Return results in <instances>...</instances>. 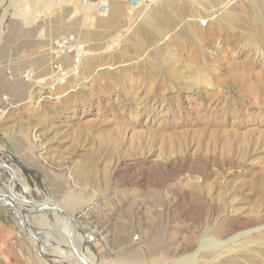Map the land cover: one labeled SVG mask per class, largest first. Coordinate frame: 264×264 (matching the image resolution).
<instances>
[{"label":"rangeland","instance_id":"1","mask_svg":"<svg viewBox=\"0 0 264 264\" xmlns=\"http://www.w3.org/2000/svg\"><path fill=\"white\" fill-rule=\"evenodd\" d=\"M99 1L0 0V191L73 216L90 264L199 244V264H264V0H119L110 26ZM59 39L83 55L74 72ZM7 204L0 264H80L64 216L20 207L23 228Z\"/></svg>","mask_w":264,"mask_h":264},{"label":"bare ground","instance_id":"2","mask_svg":"<svg viewBox=\"0 0 264 264\" xmlns=\"http://www.w3.org/2000/svg\"><path fill=\"white\" fill-rule=\"evenodd\" d=\"M72 1V0H71ZM146 1L147 0H142V3H141V6L142 5H146L145 3H146ZM153 1H155V0H153ZM109 5H110V7H111V9H110V12L108 13V15H107V18H106V24H107V26H110L111 25V21H116V16H118V15H120L121 13L120 12H122V7L124 6V4L122 3V2H119V1H111V2H109ZM50 8V7H49ZM148 9H150V7L149 6H147L145 9H144V11L141 13V15L139 16V18L136 20V22H135V25L139 22V20H141L142 19V17L146 14V12H147V10ZM163 13V14H165L166 13V10L164 9V7H160L159 9H158V13ZM157 13V12H156ZM216 13V12H215ZM151 15L155 18V21H156V23L158 24V25H160L161 27H163L164 29H169L171 26H173L174 25V23H175V19L172 17V15L170 16V15H168V13H166V15L164 16V18H162V17H157L154 13H151ZM50 35V34H49ZM49 35H45V37H44V39L43 40H41L40 42L41 43H43V45L42 46H44V45H47V47H49L50 48V50H49V52H46V57H47V60H49V61H51L52 59H51V56H50V52L51 51H53V55H54V46L53 45H51L50 44V41H51V39H49L48 37H49ZM68 39V38H67ZM71 40V39H70ZM40 43V44H41ZM56 43H58V45H59V52H60V54L61 55H59L58 57H60L61 58V56H62V59H61V63L63 64L62 66L64 67V68H68V67H70V66H72V64L74 63V65H73V68H74V70H73V72L74 71H76L79 67H80V62H81V59H82V54L81 53H79V52H77L76 53V51L77 50H75L73 47H72V44H71V41H67V42H63L62 40H58V42H56ZM70 43V45H68ZM69 47H68V46ZM45 47V46H44ZM76 55V56H75ZM79 55V57L78 58H76L77 56ZM60 58H58V59H60ZM46 60V59H45ZM50 66V65H49ZM60 74L61 75H57V76H55V79H54V81H52L51 82V84L49 85V88H51V87H53V86H55V85H60V84H62V83H64L63 81H64V79H67L68 78V73L67 74H62L63 73V70L61 69V67H60ZM52 71V70H51ZM46 73V72H45ZM41 74V73H40ZM51 72H48V76H49V78L51 79ZM46 75V74H45ZM173 76L176 78V77H178V70H176V67H174L173 68ZM48 80V79H47ZM24 193V192H23ZM16 195V194H15ZM17 196V195H16ZM18 198H21L20 196H17ZM21 199H24V198H21ZM27 200V199H26ZM0 201H1V203L4 201L5 203H7L8 201H6V200H2V198H0ZM18 203V202H17ZM8 205H10V204H8ZM18 206H20L21 207V209H22V207H26V206H24V205H19V203H18ZM30 206V205H29ZM9 207H11V206H9ZM56 207V206H55ZM12 208V207H11ZM58 208V207H57ZM13 209V208H12ZM26 209L28 210V211H30L31 210V208H27L26 207ZM63 211V210H62ZM16 213H19L18 214V216L20 217L19 219V221L21 222V224L23 225V228H25V225H24V223H23V221H24V216H23V214H22V210L19 212H16ZM53 213H56V214H58L57 212H53ZM73 217V216H72ZM21 219H23V220H21ZM75 219V218H74ZM67 221H68V223L70 222V220L69 219H67ZM73 223V222H72ZM251 224L252 225H257L258 224V221H253V222H251ZM74 226L77 228L78 227V222L76 221V219H75V223H74ZM31 227V226H30ZM27 229V228H26ZM77 229H79V227L77 228ZM259 229L260 228H258V229H256L255 231H259ZM74 229H72V226L70 225V223H69V227H68V229L66 230V232H65V235H64V237L61 239L62 240V244H63V247L65 248V249H69V245H73L74 246V243H73V241L75 240V239H73V237H74V235H75V231H73ZM78 233V232H77ZM242 235H245V234H242ZM240 237V236H239ZM239 237H236V238H234V239H232V240H228L227 242H229L228 243V247H230V245H232V244H234L235 242H236V239H238ZM198 239V238H197ZM202 241V240H201ZM210 241H213V240H210ZM194 242H196V239H194ZM84 242H82V244H83ZM219 245H221V244H219ZM219 245H218V243L217 242H215V245H211V247H213V248H217V247H219ZM199 248L196 250V252H194V254H192V255H189V256H186V258H181V259H178V260H176V261H174V264H190L191 262H193V264H199L200 263V261H195V258H197V256H198V254L200 253V252H202V250H203V248L205 247V246H202V244L200 245L199 244ZM233 246V245H232ZM75 247V246H74ZM77 249V248H76ZM78 250V249H77ZM190 251H193V249L192 248H189V247H186V248H184L183 250H178V252H173V258H175V257H177V256H182V255H184V254H187V253H189ZM78 252L86 259V255H85V252H83V251H79L78 250ZM220 253H222V252H220ZM70 257H69V255H67V257L66 258H64V260L62 261V262H67V263H69V264H72V263H74L73 261H71L70 259H69ZM193 258H194V260H193ZM87 260V259H86ZM87 262L89 263V261L87 260ZM90 264V263H89ZM116 264H130V263H128V261H126V262H122V263H116Z\"/></svg>","mask_w":264,"mask_h":264},{"label":"water","instance_id":"3","mask_svg":"<svg viewBox=\"0 0 264 264\" xmlns=\"http://www.w3.org/2000/svg\"><path fill=\"white\" fill-rule=\"evenodd\" d=\"M141 0H134L132 1V4H139ZM2 169H7L10 172H12V174H14V171L12 169H10L7 165L3 164L2 166H0V170ZM11 186V182L9 183V187H8V192L9 194H6L4 192L0 191V198L8 201L7 203L10 204V206L12 208H17V210L20 212V206L19 205H24V206H32L30 212V215H36L37 213H40L42 211L44 212H57L59 216H64L66 219H69L70 222L75 223V219L69 215L68 213L62 211V209L57 208L53 205H46V204H39L36 202H32L26 199H21L18 198L14 193ZM18 202V203H17ZM5 204H2L0 202V206H4ZM8 205V204H7ZM26 209V208H25ZM69 250L75 255L76 259L78 260V262H80V264H89L87 262V260L78 252V250L76 249V247H74L73 245H69Z\"/></svg>","mask_w":264,"mask_h":264},{"label":"crops","instance_id":"4","mask_svg":"<svg viewBox=\"0 0 264 264\" xmlns=\"http://www.w3.org/2000/svg\"><path fill=\"white\" fill-rule=\"evenodd\" d=\"M111 1H119V0H110V1H99V4L98 3H93V4H96V5H92V6H94L95 8H97V7H101V6H103V5H109V2H111ZM91 6V7H92ZM110 6V5H109ZM111 8V7H110ZM101 22V21H100ZM99 22V23H100ZM102 23V22H101ZM3 200V199H2ZM3 204H5V202L3 201L2 202Z\"/></svg>","mask_w":264,"mask_h":264},{"label":"built area","instance_id":"5","mask_svg":"<svg viewBox=\"0 0 264 264\" xmlns=\"http://www.w3.org/2000/svg\"><path fill=\"white\" fill-rule=\"evenodd\" d=\"M56 45H57V47H58V50H59V45H58V43H56ZM56 70L58 71V73L60 74V66H56ZM61 75V74H60ZM64 80H66V79H64ZM65 82V81H64Z\"/></svg>","mask_w":264,"mask_h":264}]
</instances>
